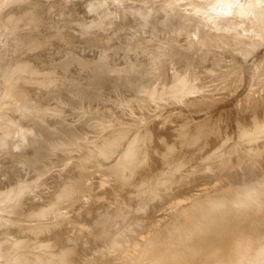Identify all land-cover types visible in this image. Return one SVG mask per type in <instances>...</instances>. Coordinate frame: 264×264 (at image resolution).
Instances as JSON below:
<instances>
[{
	"label": "rangeland",
	"instance_id": "rangeland-1",
	"mask_svg": "<svg viewBox=\"0 0 264 264\" xmlns=\"http://www.w3.org/2000/svg\"><path fill=\"white\" fill-rule=\"evenodd\" d=\"M193 2L195 0H0V174L28 184L43 177L35 193L41 200L45 189L51 187L48 184L51 177H69L77 189L88 195V200L73 203L67 219L61 217L57 223L90 243V231L92 236L96 235L92 224L109 220L105 237L126 234V239L124 235L120 239L125 241L120 242L127 243L121 258L112 261L113 264L137 263L134 258L138 254L131 258L135 254L131 251L135 246V251L138 250L141 241L151 234V228L156 227L155 222L158 227L169 222L193 223L192 216L187 214L194 210L185 206L192 201L189 198L224 194L235 186L240 173L249 169L264 170V153L259 149H256L258 152L253 150L257 152L255 155L241 152L237 154L239 158L233 155L221 159L218 154L208 152L207 145H196L176 159L180 170L168 192L171 199L156 208L152 217L153 208L160 201L148 203L144 212H132V215L123 208L132 210L141 206L139 201L133 203L121 195L119 205L114 198L109 203L108 189L100 188V176L88 162L91 142L101 126L126 123L129 112L139 114L136 104L144 99L140 94L170 87L173 68L181 75L188 71L190 76L201 79L205 71L209 74L227 71L228 64L222 60L227 61L228 57H218L216 48L201 51L192 36L195 27L190 26L189 21L197 18L189 16L184 8ZM105 3L107 7H95ZM206 38L202 30L199 40ZM257 142L264 144V140ZM208 168L214 176L205 171ZM193 185L195 191H186ZM183 196L189 198L185 200ZM181 199L186 201L182 202L186 208H179ZM175 203L178 207L175 205L177 208L173 210ZM98 204H108L100 217L96 215ZM67 207L63 205L58 210L64 211ZM178 208L187 209V218L183 215L186 212L181 214ZM49 209L50 205L44 204L39 211L47 215ZM131 222L136 226L149 224L148 233L137 232ZM21 224L22 229H10L9 234L22 232L18 238H29L39 246L49 245L51 240L47 238L54 229L51 226L47 229L48 223H42L46 229L39 228L43 226L40 224L34 230H29L30 226L23 221ZM1 231L0 239L4 230ZM46 239L50 241L45 244ZM127 253L132 254L131 257H124Z\"/></svg>",
	"mask_w": 264,
	"mask_h": 264
},
{
	"label": "clouds",
	"instance_id": "clouds-1",
	"mask_svg": "<svg viewBox=\"0 0 264 264\" xmlns=\"http://www.w3.org/2000/svg\"><path fill=\"white\" fill-rule=\"evenodd\" d=\"M184 11L197 18L189 24L201 51L218 49V57H228L222 60L228 69L205 71L201 79L173 68L170 87L140 94L139 114L129 112L128 122L101 126L88 162L100 176V188H108L109 203L114 198L119 205L121 195L140 202L132 210L124 206L129 214L160 201L151 213L155 216L156 208L171 199L168 192L180 170L176 159L196 145H207L221 159L240 152L255 155L254 149L264 153V144L257 143L264 140V0H195ZM202 30L205 41L199 40ZM42 179L19 183L0 174V264H112L120 259L125 245L118 242L119 234L105 238V223L94 222L96 235L90 231V243L57 223L67 219L74 198L87 203L88 195L69 177L57 175L49 179L51 187L41 200L35 193ZM234 184L224 194L193 197L188 207L196 211V219L190 225L153 227L135 259L149 264H264V170H245ZM186 191H195V185ZM44 204L50 205L47 215L39 211ZM63 205L68 207L59 211ZM107 208L98 204L97 217ZM21 221L29 230L48 223L54 229L48 237L52 243L39 246L18 238L22 232L9 234L22 227ZM136 227L137 232L148 231L147 224Z\"/></svg>",
	"mask_w": 264,
	"mask_h": 264
},
{
	"label": "bare ground",
	"instance_id": "bare-ground-1",
	"mask_svg": "<svg viewBox=\"0 0 264 264\" xmlns=\"http://www.w3.org/2000/svg\"><path fill=\"white\" fill-rule=\"evenodd\" d=\"M37 9H38V8H37ZM204 53H205V52H204ZM204 53H203V54H204ZM205 54H206V53H205ZM206 57H207V55H206ZM206 57H203V58H206ZM209 58H210V57H209ZM22 65H23V64H22ZM21 68H22V67H21ZM22 69H23V68H22ZM18 71H19V68H18ZM13 73H16V72H13ZM9 75H11V74H9ZM150 75H151V74H150ZM13 76H14V75H13ZM8 77H10V76H8ZM6 79H7V78H6ZM6 85H7V84H6ZM11 85H12V84H11ZM8 86H9V85H8ZM16 89H17V88H16ZM3 91H4V90H3ZM22 92H23V91H22ZM23 94H24V93H23ZM12 96H13V95H12ZM24 98H25V97H24ZM10 99H11V98H10ZM5 100H6V99H5ZM3 101H4V100H3ZM16 101H17V100H16ZM2 103H3V102H2ZM5 103H6V102H5ZM17 104H18V103H17ZM17 104H16V105H17ZM2 106H3V105H2ZM18 106H19V105H18ZM7 123H8V122H7ZM2 131H3V130H2ZM162 131H163V130H161V133L163 134ZM6 135H7V134H6ZM259 142H260V141H259ZM257 143H258V142H257ZM262 143H263V142H262ZM86 145H87V144H86ZM255 151H257V150L255 149ZM258 151H259V150H258ZM258 151H257V152H258ZM257 152H256V153H257ZM240 153H241V152H240ZM242 153H243V152H242ZM242 153H241V154H242ZM183 156H184V155H183ZM239 156H240V154H239ZM233 157H234V156H233ZM237 157H238V155H237ZM237 157H236V159L239 158V157H238V158H237ZM250 157H251V156H250ZM251 158H252V157H251ZM233 159H234V158H233ZM192 160H193V159H192ZM232 161H233V160H232ZM238 161H240V160H238ZM178 162H179V161H178ZM235 162H236V161H234V163H235ZM87 163H88V162H87ZM230 163H231V161H230L228 164L230 165ZM216 164H217V163H216ZM225 164H226V163H225ZM228 164H227V165H228ZM75 165H76V164H75ZM191 167H192V166H191ZM193 167H195V165H194ZM222 168H223V167H222ZM49 170H50V169H49ZM86 171H87V170H86ZM239 171H240V170H239ZM182 173H183V172H182ZM84 175H85V174H84ZM72 181H73V180H72ZM214 186H215V185H214ZM221 186H222V185H221ZM90 187H91V186H90ZM217 187H218V186H217ZM217 187H216V188H217ZM107 189H108V188H107ZM86 190H87V189H86ZM107 191H108V190H107ZM90 192H91V191H90ZM84 193H85V192H84ZM86 193H88V192H86ZM194 195H195V194H194ZM194 195H192V196H190V197H193ZM184 197H186V196H183L182 198L185 199ZM195 197H196V196H195ZM199 197H200V196H199ZM188 198H189V197L187 196V199H188ZM76 199H79V198H76ZM104 199H105V198H104ZM187 199H185V200H187ZM190 199L192 200L193 198H189V200H190ZM42 200H43V199H42ZM101 200H102V199H101ZM179 200H180V199H179ZM183 201H184V200L181 199V201H179V202L182 203ZM174 202H175V201H174ZM176 202H178V200H177ZM184 202H186V201H184ZM73 203H75V201H74ZM75 204H77V203H75ZM185 204L188 205V202H186ZM185 204H184V205H185ZM189 204H190V202H189ZM73 205H74V204H73ZM84 205H85V204H84ZM121 205H122V203H121ZM150 205H151V204H150ZM175 205H176L177 207H178V205H181V206H179V208H180V207H183V208H184L185 206L188 207L187 205L184 206L183 203H182V204H179V203H178V205H177V203H175V204L172 205V207H173V206L175 207V208H173V210H174V209L176 210V208H177ZM182 205H183V206H182ZM94 206H95V205H94ZM139 206H140V205H138V207H139ZM82 207H85V206H82ZM86 207H88V205H87ZM86 207H85V208H86ZM90 207H91V206L89 205V208H90ZM117 207H118V206H117ZM140 207H141V206H140ZM170 207H171V206H170ZM186 207H185V208H186ZM96 208H97V206H96ZM112 208H113V207H112ZM179 208H178V209H179ZM120 209H121V208H120ZM178 209H177V211L180 210L179 213H181V212L185 213V212L187 211V209H185L186 211H185V210H182V211H181L182 208L179 209V210H178ZM88 210H89V209H88ZM188 210H191V208H189ZM192 210H193V209H192ZM109 211H111V210H109ZM194 211H195V210H194ZM194 211H193V212H194ZM40 212H41V211H40ZM106 212H107V211H106ZM113 212H114V211H113ZM175 212H176V211H174V213H175ZM187 212H188V211H187ZM187 212H186L185 214H183V215L185 216V218H187V216H186ZM189 212H190V214L188 213L187 215H188V217H189V216H192V217H190V218H192L193 220H192V219L190 220L189 218H188L187 220H190V221H193V222H194L195 219H196V215H194L196 211H195L194 213H193L192 211H189ZM191 212H192L193 214H192ZM88 213H89V212H88ZM90 213H91V212H90ZM90 213H89L88 216H90ZM171 213H172V212H171ZM109 214H110V213H109ZM181 214H182V213H181ZM191 214H192V215H191ZM69 215H70V214H69ZM131 215H132V214H131ZM134 215H135V214H134ZM180 216H181V215H180ZM86 217H87V216H86ZM111 217H112V216H111ZM114 217H115V216H114ZM133 217H134V216H133ZM135 217H136V215H135ZM135 217H134V219H136ZM125 218H126V217H125ZM125 218H124V220H125ZM131 218H132V217H131ZM131 218H130V219H131ZM85 219H86V218H85ZM87 219H88V218H87ZM100 219H101V218H100ZM107 219H110L109 216L107 217ZM88 220H91V221H92V219H90V218H89ZM102 220H103V219H102ZM155 220H156V219H155ZM157 220H158V219H157ZM183 220H184V219H183ZM105 221H106V220H105ZM107 221L109 222V220H107ZM107 221H106V222H107ZM125 221H126V220H125ZM125 221H124V222H125ZM134 221H135V220H134ZM152 221H153V220H152ZM158 221H159V220H158ZM84 222L87 223V220L84 221ZM102 222H103V221H102ZM108 222H107V223H108ZM132 222H133V221H132ZM132 222H131V225H132ZM150 222H151V221H150ZM150 222H149V223H150ZM89 223H90V221H89ZM107 223H105V224L107 225ZM128 223H130V222L128 221ZM128 223H127V224H128ZM133 223H134V222H133ZM152 223H154V222H152ZM156 223H158V222H155V223H154V226L158 227L159 225H155ZM159 223H160V222H159ZM61 224H63V223L61 222ZM83 224H84V223H83ZM91 224H92V223H91ZM117 224H118V223H117ZM135 224H136V223H135ZM135 224L132 225V226H135V227H136ZM42 225H43V224H42ZM44 225H45V224H44ZM44 225H43L42 227L40 226L39 228L44 229V228H43V227H45ZM63 225H64V224H63ZM69 225H70V224H69ZM88 225H89V224H88ZM92 225H93V224H92ZM108 225H109V224H108ZM108 225H107V226H108ZM148 225H149V224H148ZM152 225H153V224H152ZM48 226H49V227H48ZM71 226H72V225H71ZM71 226H70V227H71ZM79 226H80V225H79ZM123 226H127V225H124V223H123ZM46 227H48L47 229H49V228H50V225L48 224V225H46ZM46 227H45V229H46ZM80 227H81V226H80ZM84 227H85V226H84ZM127 227H128V226H127ZM128 228H129V227H128ZM149 228H150V227H149ZM21 229H22V228H21ZM36 229H37V228H36ZM42 229H41V230H42ZM50 229H51V228H50ZM114 229H115V228H114ZM116 229H117V228H116ZM132 229H134V227H133ZM151 229H152V228H151ZM38 230H40V229H38ZM104 230H105V229H104ZM148 230H149V229H148ZM2 231H3V230H2ZM2 231H1V232H2ZM42 231L44 232L45 230H42ZM47 231H48V230H47ZM47 231H46V232H47ZM125 231H126V230H125ZM34 232H35V231H34ZM51 232H53V231H51ZM110 232H111V231H110ZM110 232H109V235L111 234ZM114 233H116V232L114 231ZM118 233H119V232H118ZM126 233H127V232H126ZM128 233H129V232H128ZM128 233H127V234H128ZM146 233H148V231H147ZM36 234H39V233H36ZM112 234H113V232H112ZM129 234H131V233H129ZM41 235H42V234H41ZM115 235H116V234H115ZM115 235H113V238H114ZM123 235H124V238L126 239V237H125L126 234H123ZM123 235H121V236H123ZM131 235H132V234H131ZM43 236H45V235H43ZM110 236H112V235H110ZM110 236H109V237L106 236L107 239H109ZM119 236H120V234H119ZM121 236H120L118 242L124 240V239H123V240H120V239H122ZM127 236H128V235H127ZM129 236H130V235H129ZM31 237H32V236H31ZM31 237H30V238H31ZM41 237H42V236H41ZM106 237H105V238H106ZM115 237H116V236H115ZM33 238H34V237H33ZM43 238H44V237H43ZM45 238H46V236H45ZM111 238H112V237H111ZM128 238H129V237H128ZM132 238L134 239L133 236H132ZM38 239H39V238H38ZM47 239H48V238H47ZM47 239H46V240H47ZM27 240H29V238H28ZM127 240H128V239H127ZM141 240H142V239H141ZM29 241H30V240H29ZM31 241H32V240H31ZM42 241H44V240H42ZM49 241H50V240H47V241L44 242V243L46 244V243L49 242ZM124 241H125V240H124ZM131 241H132V240H131ZM131 241H130V242H131ZM50 242H51V241H50ZM50 242H49V244H50ZM88 242H89V241H88ZM134 242H135V241H134ZM134 242H133V243H134ZM36 243H37V241H36ZM38 243H39V242H38ZM44 243L41 242V244H44ZM125 243H126V242H125ZM136 243H137L138 245H140V244H141V245L139 246L140 248L138 247V250H136V251H135V247H137V246L134 247V250H133V248H131V249L133 250V251H131V252H134L135 254H134V253H133L134 255L131 254V255H132V257H131V255L127 253V254H124V257H125V255H126V256H129V255H130L131 258H134L137 254H138V255H139V253L141 254V251H139V250L142 249L141 247H143V245H142V243H140V242H138V241H137ZM139 243H140V244H139ZM39 244H40V243H39ZM131 244H132V243H131ZM134 244H135V243H134ZM134 244H133V245H134ZM137 244H136V245H137ZM124 245H125V244H124ZM126 245H127V243H126ZM126 245H125V246H126ZM40 246H41V245H40ZM42 246H43V245H42ZM46 246H48V244H46ZM127 247H128V246H127ZM128 248H129V247H128ZM124 249H125V248H124ZM136 249H137V248H136ZM126 251H128V249H127ZM131 252H130V250H129V253H131ZM138 252H139V253H138ZM136 253H137V254H136ZM121 255H122V254H121ZM138 255H137V256H138ZM137 256H136V257H137ZM139 256H140V255H139ZM127 258H128V257H127ZM134 259H135V258H134ZM134 259H133V260H134ZM138 261H139V260H137V263H138V264H140V263L143 264L141 261L144 262V260H140V263H139ZM134 262H135V261H134ZM146 262H147V263H146ZM116 263H117V262H116ZM116 263H115V264H116ZM118 263H120V262H118ZM137 263H135V264H137ZM144 263H145V264H149L148 261H145ZM112 264H113V263H112ZM120 264H121V263H120ZM122 264H125V263L122 261Z\"/></svg>",
	"mask_w": 264,
	"mask_h": 264
}]
</instances>
